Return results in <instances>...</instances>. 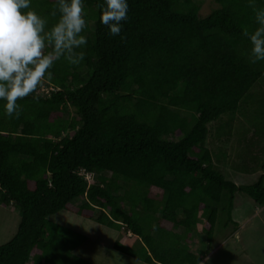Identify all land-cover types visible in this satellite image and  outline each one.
<instances>
[{"label": "trees", "instance_id": "1", "mask_svg": "<svg viewBox=\"0 0 264 264\" xmlns=\"http://www.w3.org/2000/svg\"><path fill=\"white\" fill-rule=\"evenodd\" d=\"M128 3L120 35L110 36L103 0H84V60L57 61L42 80L55 91L37 87L13 117L0 101V206L20 217L0 264H94L74 255L87 237L49 219L61 211L136 238L113 249L142 264H201L189 248L201 219L212 243L239 228L237 193L264 207V149L254 154L264 124L252 123L264 117V61H249L244 35L264 0H216L206 17L197 0ZM54 9L55 0L31 2L46 30ZM239 116L253 129L245 147L237 130L239 169L263 172L251 186L228 180L226 153L207 146L231 137Z\"/></svg>", "mask_w": 264, "mask_h": 264}, {"label": "clouds", "instance_id": "2", "mask_svg": "<svg viewBox=\"0 0 264 264\" xmlns=\"http://www.w3.org/2000/svg\"><path fill=\"white\" fill-rule=\"evenodd\" d=\"M32 0H0V101L8 117L18 114V100L34 93L57 61L78 65L84 60L87 38L84 0H55L58 21L46 30V19L31 10ZM128 0H103L100 23L110 36H119L128 19ZM254 32L244 35L251 44L248 59L264 61V9L256 11ZM52 45L51 52H45ZM55 89V88H54ZM55 91V90H54ZM53 92V91H52ZM87 181L88 174H83Z\"/></svg>", "mask_w": 264, "mask_h": 264}, {"label": "rangeland", "instance_id": "3", "mask_svg": "<svg viewBox=\"0 0 264 264\" xmlns=\"http://www.w3.org/2000/svg\"><path fill=\"white\" fill-rule=\"evenodd\" d=\"M197 1L201 6L202 17L211 14L218 7L216 0ZM38 88H40L41 93L44 88L53 89L45 81H41ZM256 89L259 90L258 88ZM252 123L255 128L259 127L264 124V117L254 119ZM233 125L234 129H232L231 137L225 141H217L209 137L207 146L216 153L220 149L226 153L227 161L223 169H225L224 175L228 180L239 186H251L258 182L263 172L240 171L239 166L241 167L244 163L241 162L239 156L243 155V151L241 146L237 144L236 133L238 130L239 138L243 142V147H245L247 143L251 142L249 136H252L253 129L247 128V122L241 116L234 120ZM247 129L250 131L246 132ZM253 142L259 143L257 140H253ZM260 143L261 145L254 150V154H257L258 150L262 151L264 149V140L260 141ZM263 157L264 155L262 159ZM258 169L260 168L258 167ZM75 204L80 206L82 201H77ZM235 204L233 220L239 222V228L237 231H234L231 227L227 230L217 231L212 243H208L202 234L201 229L204 225V220H200L199 231L195 241L189 248L202 256L203 261L201 264H264V207L258 206L243 193L236 194ZM49 219L75 231L79 235L87 237V241L74 252L76 257L89 260L94 264H142L113 249V244L116 240L121 239L123 243L132 245L135 244V241L137 242L136 238L125 239L122 237L121 232L117 230L106 228L95 221L87 220L65 211H61ZM19 223L20 217L15 207L3 208L0 206V246L5 245L13 238ZM133 239L135 241H132Z\"/></svg>", "mask_w": 264, "mask_h": 264}, {"label": "built area", "instance_id": "4", "mask_svg": "<svg viewBox=\"0 0 264 264\" xmlns=\"http://www.w3.org/2000/svg\"><path fill=\"white\" fill-rule=\"evenodd\" d=\"M55 89L53 88V89H46V88H44L43 90H42V92H45L46 94H50V92H52V91H54Z\"/></svg>", "mask_w": 264, "mask_h": 264}, {"label": "crops", "instance_id": "5", "mask_svg": "<svg viewBox=\"0 0 264 264\" xmlns=\"http://www.w3.org/2000/svg\"><path fill=\"white\" fill-rule=\"evenodd\" d=\"M237 223H239V222L237 221Z\"/></svg>", "mask_w": 264, "mask_h": 264}]
</instances>
